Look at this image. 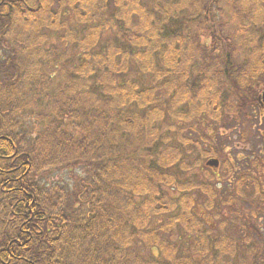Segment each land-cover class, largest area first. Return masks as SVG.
Masks as SVG:
<instances>
[{
  "label": "trees",
  "instance_id": "16d2710c",
  "mask_svg": "<svg viewBox=\"0 0 264 264\" xmlns=\"http://www.w3.org/2000/svg\"><path fill=\"white\" fill-rule=\"evenodd\" d=\"M263 84L264 0H0V264H264Z\"/></svg>",
  "mask_w": 264,
  "mask_h": 264
},
{
  "label": "rangeland",
  "instance_id": "374dc122",
  "mask_svg": "<svg viewBox=\"0 0 264 264\" xmlns=\"http://www.w3.org/2000/svg\"><path fill=\"white\" fill-rule=\"evenodd\" d=\"M260 93V92H259ZM248 114H250V120L251 122H244L245 120L242 119L243 116H239L237 119L234 118L233 125L229 129H220L212 130L210 127H201V131H206L207 133H212L213 131V137L218 140V144H216L217 148V156L215 159L218 161V166L216 169H213L216 174V179L220 183H226L229 184L235 183L236 179L240 177L241 175L248 174L252 176H256L258 182L261 185V190L264 192V178L261 177L259 174H257L258 170L256 171L253 167L252 161L254 160V157H260L262 158V161L264 162V142L262 138H260L256 131L259 129H262L264 127V112L262 109L259 108L258 105L256 107H252L249 109ZM261 120V122H258V120ZM26 121V127H28V123H30V118L26 115L25 118ZM201 126V125H200ZM245 130L247 132V140L245 143L240 142L239 136L242 133V131ZM221 135L218 137V135ZM229 162L234 170V173L231 174L229 177L226 175V171L222 170V166L224 162ZM207 162V160L205 161ZM204 162V165L206 166V163ZM247 166L246 168L243 166ZM253 166V167H252ZM256 167V166H255ZM206 168H213V167H207ZM211 170V169H210ZM244 170V171H241ZM256 174H255V172ZM244 172V173H243ZM220 178V179H219ZM225 185V184H224ZM251 188L247 187L243 189L242 195L243 199L251 204H255V200L257 199V196H254L251 194ZM260 211V210H258ZM205 211L201 207L196 208V213L203 219L205 222L209 225H218L217 221L213 220L211 216H207ZM223 214L227 220H230V217L228 215L227 210H224ZM262 215V214H261ZM221 217V218H222ZM255 226L261 230V233L264 237V216H261L255 221ZM231 228V227H229ZM264 242V238H263ZM155 255V253L153 252Z\"/></svg>",
  "mask_w": 264,
  "mask_h": 264
},
{
  "label": "water",
  "instance_id": "95a60500",
  "mask_svg": "<svg viewBox=\"0 0 264 264\" xmlns=\"http://www.w3.org/2000/svg\"><path fill=\"white\" fill-rule=\"evenodd\" d=\"M257 101L260 103L262 102L264 105V86L262 88V92L259 95V97L257 98ZM206 166L207 167H213V168H217L218 166V161H216V159H210L206 162Z\"/></svg>",
  "mask_w": 264,
  "mask_h": 264
},
{
  "label": "flooded vegetation",
  "instance_id": "af4514ba",
  "mask_svg": "<svg viewBox=\"0 0 264 264\" xmlns=\"http://www.w3.org/2000/svg\"><path fill=\"white\" fill-rule=\"evenodd\" d=\"M256 103H257V105L259 106V108L262 109V111L264 112V105H263V103H262V102L259 103V102H257V101H256ZM263 116H264V115H263ZM258 122H261L260 118H259ZM256 134H257L260 138H262V140H263V142H264V127H263L262 129L257 130V131H256Z\"/></svg>",
  "mask_w": 264,
  "mask_h": 264
}]
</instances>
